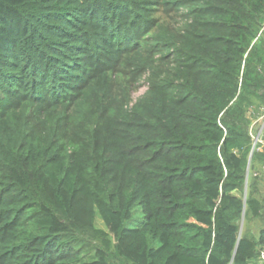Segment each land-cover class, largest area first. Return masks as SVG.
I'll list each match as a JSON object with an SVG mask.
<instances>
[{
  "label": "trees",
  "instance_id": "16d2710c",
  "mask_svg": "<svg viewBox=\"0 0 264 264\" xmlns=\"http://www.w3.org/2000/svg\"><path fill=\"white\" fill-rule=\"evenodd\" d=\"M263 112L264 0H0V264H259Z\"/></svg>",
  "mask_w": 264,
  "mask_h": 264
},
{
  "label": "built area",
  "instance_id": "2783aa9c",
  "mask_svg": "<svg viewBox=\"0 0 264 264\" xmlns=\"http://www.w3.org/2000/svg\"><path fill=\"white\" fill-rule=\"evenodd\" d=\"M250 133L253 138V150L257 148L258 150H264V112L258 116V118L254 119ZM262 169L264 171V165L262 166ZM250 174V169L248 173V177ZM255 176H258V171L254 172ZM259 264H264V248L261 250L260 258H259Z\"/></svg>",
  "mask_w": 264,
  "mask_h": 264
},
{
  "label": "rangeland",
  "instance_id": "374dc122",
  "mask_svg": "<svg viewBox=\"0 0 264 264\" xmlns=\"http://www.w3.org/2000/svg\"><path fill=\"white\" fill-rule=\"evenodd\" d=\"M146 90H147V83L142 82V85H140V87L138 88V90L133 93V100L136 101L138 98H140L141 96H143L145 94ZM96 224L99 227H105L103 221L100 218H98L96 220ZM258 227H259V225H258Z\"/></svg>",
  "mask_w": 264,
  "mask_h": 264
},
{
  "label": "water",
  "instance_id": "95a60500",
  "mask_svg": "<svg viewBox=\"0 0 264 264\" xmlns=\"http://www.w3.org/2000/svg\"><path fill=\"white\" fill-rule=\"evenodd\" d=\"M253 148H254V146H253ZM253 148H252L250 159H249V163H248L247 178H246V188L248 187V173H249V169H250V163H251V157H252V154H253Z\"/></svg>",
  "mask_w": 264,
  "mask_h": 264
}]
</instances>
